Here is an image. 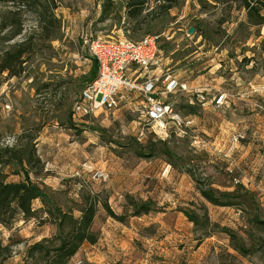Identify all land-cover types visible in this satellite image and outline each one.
I'll return each mask as SVG.
<instances>
[{
    "label": "rangeland",
    "instance_id": "374dc122",
    "mask_svg": "<svg viewBox=\"0 0 264 264\" xmlns=\"http://www.w3.org/2000/svg\"><path fill=\"white\" fill-rule=\"evenodd\" d=\"M129 1L54 0L62 29L52 43L35 34L33 14L0 7V55L27 37L36 44L20 77L5 74L1 79V143L35 151L41 164L31 178L65 211L79 216L82 196L103 192L113 212L125 218L118 222L101 209L94 223L98 244L82 248L71 264H264V249L255 243L264 232L249 223L253 217L264 221V27L252 26L237 0H177L170 11L161 8L163 2L144 0L147 10L137 26L128 18ZM15 13L23 33L9 44L11 29L2 30L1 23L13 20ZM122 35L132 42L158 36L160 59L182 60L179 68L185 73L194 67L213 71L205 80L216 87L215 95L229 96L228 106L204 111L194 100L192 106L188 94L171 96L168 102L182 116H190L183 107L198 109L194 125L181 132L170 124L165 134L151 133L144 143L137 139L147 124V105L138 96L114 114L74 122L72 108L87 77L85 37ZM174 64L168 65L172 71L178 70ZM221 137L230 140L229 159L213 151L212 143ZM85 165L105 171L107 180L94 179ZM18 170L2 172L8 182H18L23 175L12 174ZM195 179L221 192L239 187V206H212L201 197ZM128 197L154 202L157 212L132 217ZM202 206L219 228L199 243V233L181 210L201 213ZM42 207L34 203V209ZM40 218L46 220L40 213L36 220L18 217L8 227L0 224V263L24 264L29 246L56 233ZM225 229L236 232L251 254L236 252Z\"/></svg>",
    "mask_w": 264,
    "mask_h": 264
},
{
    "label": "trees",
    "instance_id": "16d2710c",
    "mask_svg": "<svg viewBox=\"0 0 264 264\" xmlns=\"http://www.w3.org/2000/svg\"><path fill=\"white\" fill-rule=\"evenodd\" d=\"M166 4L161 8L166 11L177 6V0H157ZM247 11V18L252 26L264 27V0H237ZM147 2L144 0H130L127 3L128 18L134 20L139 26L140 17L145 12ZM0 7H13L17 12L26 11L36 17L37 32L35 34L43 41L52 43L59 40L62 23L56 18L55 11L58 5L54 0H0ZM156 7L155 9H157ZM160 8V9H161ZM114 5H111V11ZM107 7L103 11V16L107 17ZM19 14L15 13L13 20L3 21L1 29H11L10 39L6 42L11 43L23 33L22 23L19 21ZM36 44L31 37H27L21 43L10 45L8 50L2 51L0 55V86L1 79L5 74L10 77H20L25 71L27 57L30 55ZM94 72L97 73V65L94 62ZM194 106V105H193ZM186 115L197 116L198 109L192 106L183 107ZM169 155L170 153H166ZM171 155V154H170ZM141 156V155H140ZM41 164L36 157L34 150L19 149L17 147L4 146L0 141V224L8 227L13 224L18 217L23 221H31L39 218V214L46 216L44 221L51 224L56 233L50 238H44L40 242L29 246L25 254L24 264H71L72 260L78 255L85 245L95 246L99 242V234L94 231V223L99 212L104 210L106 214L118 222H124L125 218L116 215L110 205L108 195L103 192L89 191L82 196L83 206L80 215L75 216L71 211H65L50 198L46 192V187L40 186L31 178L34 170ZM18 166V171H13V175H23L18 182H8L9 175L2 172L4 168ZM197 189L201 197L215 207H236L239 203L235 201L239 192V187L232 192H221L209 188L202 181L195 179ZM41 202L40 209H34L35 202ZM128 206L131 208L132 217L148 216L157 212L154 202L137 201L128 197ZM181 212L195 227V232L199 233L197 241L201 243L209 238L215 229L219 227L211 223L208 209L201 207V213L190 209H183ZM250 225L264 232V221L253 217ZM230 239L233 249L242 256H248L252 252L247 249L243 239L232 230H222ZM250 236V235H249ZM252 237V236H251ZM253 238V237H252ZM251 238V239H252ZM255 239V238H254ZM264 249V239L259 242ZM3 264V263H0Z\"/></svg>",
    "mask_w": 264,
    "mask_h": 264
},
{
    "label": "built area",
    "instance_id": "2783aa9c",
    "mask_svg": "<svg viewBox=\"0 0 264 264\" xmlns=\"http://www.w3.org/2000/svg\"><path fill=\"white\" fill-rule=\"evenodd\" d=\"M86 47L98 71L94 81L75 100L72 118L76 123L114 114L123 105L130 104L132 96H138L147 105V124L140 130L137 139L144 143L151 133L165 134L170 124L181 132L194 125L191 116H182L173 110L168 102L169 97L189 94L201 104L208 102L202 89L189 88L187 84L174 79L170 72L161 76L152 74V69L160 64L158 36H146L139 42H132L123 35L99 36L89 38ZM190 100L194 105L193 99ZM228 102L227 94L214 96L210 100L216 109L228 106ZM153 125L156 131H151ZM84 168L98 181L108 178L105 171L96 170L91 165H85Z\"/></svg>",
    "mask_w": 264,
    "mask_h": 264
},
{
    "label": "crops",
    "instance_id": "0c3cea01",
    "mask_svg": "<svg viewBox=\"0 0 264 264\" xmlns=\"http://www.w3.org/2000/svg\"><path fill=\"white\" fill-rule=\"evenodd\" d=\"M90 38H92V37H90ZM88 39H89L88 37H85L84 42H83L84 43L83 48H84V50L86 52H88L87 47H86V41ZM83 60H84V63L88 66L87 71H85V73H84V75L87 76V77H83V81L85 83V88H86L87 85H89L91 82L94 81V79L97 76V73L94 72L95 71L94 70L95 66H94V62L90 58V55H89V58L85 57ZM182 62H183L182 60H177L176 64H174L173 60L170 61L168 59H160V64L157 67L152 69V74H154L156 76H161L163 74V72H165V73L166 72H170L173 75L174 79L178 80L181 83L187 84V86L189 88H191V89H198V88L202 89L205 92V95H206L207 100H208V102L205 103V104L199 103L194 96H191L189 94L188 95L184 94V95L188 96L189 99H193L194 102H197V104H199V106H202L204 111H207L210 108L216 109L215 107H213L211 105L210 100H211L212 97L220 95V93L215 95V92H217L216 87H214L211 82L207 83V81L205 80V77L209 76V74H213V71H209L207 73H203L202 70L198 69L197 67H194V68H191L188 71V73H185V72L181 71V68H179V66H180V64ZM170 63L174 64V68H178V70L172 71V69L168 68V65ZM236 78H237V75H235V76L233 75V79L232 80H234ZM221 109H223V108H221ZM194 122H195V119H194ZM239 138H242V137L239 136ZM220 139H217L214 143H212L213 151L215 153H218V154L224 156V158H228L229 159L230 158V153L229 152L227 153V149H228L230 140L226 141L224 139V137H221ZM194 140H195V143L197 144L196 146H200V143H202V142H200L201 140H199L198 137L194 138ZM53 233H54V230H53ZM86 246H89V249H94L95 248V246H91V245H85L84 247H86Z\"/></svg>",
    "mask_w": 264,
    "mask_h": 264
},
{
    "label": "water",
    "instance_id": "95a60500",
    "mask_svg": "<svg viewBox=\"0 0 264 264\" xmlns=\"http://www.w3.org/2000/svg\"><path fill=\"white\" fill-rule=\"evenodd\" d=\"M189 34H190V35L194 34V29H190V30H189Z\"/></svg>",
    "mask_w": 264,
    "mask_h": 264
}]
</instances>
